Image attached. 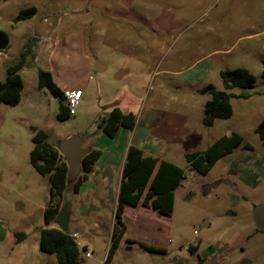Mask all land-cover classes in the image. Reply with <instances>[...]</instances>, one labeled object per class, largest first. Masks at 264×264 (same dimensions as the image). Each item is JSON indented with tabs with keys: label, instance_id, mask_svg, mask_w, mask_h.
<instances>
[{
	"label": "rangeland",
	"instance_id": "obj_1",
	"mask_svg": "<svg viewBox=\"0 0 264 264\" xmlns=\"http://www.w3.org/2000/svg\"><path fill=\"white\" fill-rule=\"evenodd\" d=\"M29 7L35 15L15 22ZM0 30L9 38L0 52V81L6 67L28 51L20 103L0 105V264H57L54 255L38 248L49 182L29 164L36 130L53 144L90 134L83 148L98 147L114 173L128 141L184 170L170 214L158 216L143 205L137 215L133 210L126 215L132 219L131 236L139 238L135 242L160 243L164 253L136 244L127 252L121 244L112 264H264V232H256L251 216L252 207L264 203V148L254 133L264 119V0H0ZM95 63L105 69L95 72ZM37 68L49 71L64 93L82 91L70 119L59 121L58 99L37 90ZM235 68L255 77L252 96L231 98V117L205 128L209 96L201 90L208 84L223 90L220 71ZM119 72L124 75L115 79ZM114 106L133 110L137 120L132 132L109 138L97 123ZM232 133L253 150L220 147L218 161L204 176L187 168L186 153ZM230 171L235 175L227 177ZM224 177L234 189L220 185L201 195L202 185ZM80 199L68 192L63 200L70 211L68 228L80 234L79 246L94 254L87 258L82 252L81 264H103L112 207L87 218ZM136 216L145 220L142 226L135 225ZM17 232L25 233L19 242Z\"/></svg>",
	"mask_w": 264,
	"mask_h": 264
},
{
	"label": "trees",
	"instance_id": "obj_2",
	"mask_svg": "<svg viewBox=\"0 0 264 264\" xmlns=\"http://www.w3.org/2000/svg\"><path fill=\"white\" fill-rule=\"evenodd\" d=\"M36 9L29 7L21 10L15 18V22L34 16ZM9 38L6 32L0 30V52L6 50ZM28 51H22L19 59L6 67L5 77L0 81V105L16 106L21 101L23 81L20 71L25 66ZM36 88L46 91L52 97L58 99L59 110L57 119L66 121L71 118L68 108L64 104L65 93L55 83L51 73L37 68ZM223 90H217L208 84L201 90L209 99L203 105L202 125L209 128L217 119H227L232 115L231 98L249 99L252 96L251 89L255 84V77L245 68L223 70L219 73ZM261 78L264 80V59L261 63ZM233 90H238L233 93ZM137 116L130 110H124L118 106L112 107L97 123V128L109 138H115L120 128L133 130ZM254 133L264 148V119L259 121ZM87 134L84 137L89 136ZM32 149L29 152V164L39 175L45 176L49 182L48 201L43 210L44 227L39 230L38 248L45 254L55 256L57 264H81L82 252L85 247H80L76 239L68 232V219L70 211L63 206L66 188L67 165L64 157L60 155L54 144L49 142L48 135L43 130H36L32 136ZM222 147L224 152H231L236 148L252 151L250 144L244 143L242 138L232 133L221 137L208 146L205 150L186 153L184 160L187 168L198 174L207 175L219 158L218 149ZM101 152L96 149L82 159L81 174L74 183L72 193H77L83 182L88 179L93 165L98 161ZM185 172L175 164L159 159L157 156L146 155L136 146L130 145L126 152L123 164L121 181L117 195V206L113 215V228L110 236L109 247L103 264H110L121 240L127 233L128 225L123 220V212L126 206H149L156 213L170 214L174 203V191L185 180ZM55 225L56 227H52ZM256 232H259L256 230ZM16 242L25 238V233L14 234ZM127 243L136 244L148 253H164L152 245L140 244L126 240ZM197 245L189 247L195 251ZM196 264H203L200 260Z\"/></svg>",
	"mask_w": 264,
	"mask_h": 264
},
{
	"label": "crops",
	"instance_id": "obj_3",
	"mask_svg": "<svg viewBox=\"0 0 264 264\" xmlns=\"http://www.w3.org/2000/svg\"><path fill=\"white\" fill-rule=\"evenodd\" d=\"M123 75H124V72H122L121 77ZM23 88H24V85H23ZM22 92H23V90H22ZM124 110H126V109H124ZM130 111H132L134 113L133 110H130ZM121 130H128V129L120 128L117 135L115 136V138H117V136L120 134ZM128 132H132V130H128ZM130 145H133V144H131L129 141L126 142V144L123 148L124 150H123L122 154L119 156L120 162L118 163V170L116 171V173H114L111 169V166H110L111 161L108 162L107 160L102 159L103 152L98 147L94 146L93 143H90L89 146H91V149L99 150L101 152V156L98 159V161L93 165L92 171L89 174L88 179L82 183V185L79 188V191L76 193V195L81 197V199L79 200L80 208L82 207L81 213H83V216H85L87 218H93V213H96L97 209L100 210L101 208L108 207V204L111 205L110 207H112V213H111L112 216H111L110 235L112 233V228H113V215H114L115 208L117 206V195H118L119 185H120V181H121L123 164L125 161L127 149ZM135 146L142 149L146 155L156 156L152 152H149V150L148 151L145 150V148L142 146H139V145L138 146L135 145ZM113 155H115V154L113 153L111 156H113ZM64 204H65V202H64ZM141 208H142L141 206H138V207L126 206L124 208L123 220L128 225V228H127L126 235L124 236V238L121 240V242L119 244V247L121 244H124L125 245L124 249L126 251L130 249L129 246L133 245V244L127 243L126 240H130V241L139 240V238L136 239L134 236H131V234H130V230H131V226H132V219L131 218L128 219L126 217L127 212L129 210H131V211L133 210L132 214L137 215V212ZM148 211H150V210H148ZM151 212L158 215V213H156L152 210H151ZM143 222H145L144 219H142L140 216H136L135 225L142 226ZM91 225H92V223H90V224L88 223L87 228H90ZM52 227H56V226L53 225ZM68 232L71 235L78 234V232L72 231V230H70V228H68ZM78 236L80 237V234H78ZM76 241L78 242V240H76ZM140 241H143V243L146 245H153L157 248L163 249V246H161L160 243L153 242V241L147 242L146 240H142V239H140ZM119 247H118V249H119ZM118 249H117L114 257L117 256ZM86 251H89V249L87 247H86ZM106 252H107V250H106ZM91 254H92V256H94L93 253H91ZM105 256H106V254H105ZM114 257H113V259H114ZM125 257L130 258V257H132V255L128 254V255H125ZM113 259H112L110 264H112ZM103 262H104V260H103Z\"/></svg>",
	"mask_w": 264,
	"mask_h": 264
},
{
	"label": "water",
	"instance_id": "obj_4",
	"mask_svg": "<svg viewBox=\"0 0 264 264\" xmlns=\"http://www.w3.org/2000/svg\"><path fill=\"white\" fill-rule=\"evenodd\" d=\"M104 69L105 67L99 63L94 64L95 72H102ZM121 74L122 72H119L115 76V79H120ZM64 104L66 105V102H64ZM83 145V138L77 134H72L66 139L59 140L54 143L55 148L58 150L60 155L64 157L65 163L67 165L65 195L68 192H72L74 183L81 174L82 159L91 151V146L83 148ZM230 175H235V173L230 171L227 177ZM227 177L202 185L200 189L201 195L203 197L207 196L212 190H215L220 185H226L234 189V185ZM251 216L256 230L259 232H264V203L254 205L251 209ZM207 225L208 223L205 222L201 227H207Z\"/></svg>",
	"mask_w": 264,
	"mask_h": 264
},
{
	"label": "built area",
	"instance_id": "obj_5",
	"mask_svg": "<svg viewBox=\"0 0 264 264\" xmlns=\"http://www.w3.org/2000/svg\"><path fill=\"white\" fill-rule=\"evenodd\" d=\"M81 96H82V91L79 89H71L65 93V97H66L65 102L70 116L74 114V108L77 106L78 102L80 101ZM72 236L75 239L78 238V234H73ZM84 256L88 258L92 256V254L90 251H85Z\"/></svg>",
	"mask_w": 264,
	"mask_h": 264
}]
</instances>
